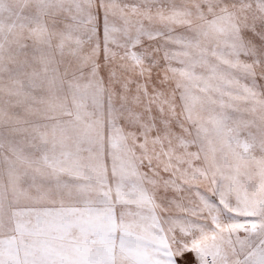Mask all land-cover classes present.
I'll return each mask as SVG.
<instances>
[{"label":"snow or ice","instance_id":"1","mask_svg":"<svg viewBox=\"0 0 264 264\" xmlns=\"http://www.w3.org/2000/svg\"><path fill=\"white\" fill-rule=\"evenodd\" d=\"M0 264H264V0H0Z\"/></svg>","mask_w":264,"mask_h":264}]
</instances>
